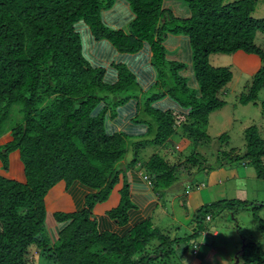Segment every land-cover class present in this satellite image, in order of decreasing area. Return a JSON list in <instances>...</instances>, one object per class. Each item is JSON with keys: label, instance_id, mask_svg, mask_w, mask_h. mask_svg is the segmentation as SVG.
Returning <instances> with one entry per match:
<instances>
[{"label": "trees", "instance_id": "1", "mask_svg": "<svg viewBox=\"0 0 264 264\" xmlns=\"http://www.w3.org/2000/svg\"><path fill=\"white\" fill-rule=\"evenodd\" d=\"M126 1L134 18L123 32L106 27L100 18L115 0H0V138L5 134L10 138L0 145L2 172H9L10 157L17 155L11 163L12 178L0 172V264H34L29 259L31 246L39 251V258L44 254L53 264H152L169 258L182 242L185 247L194 244L210 212L228 211L235 216L249 206L264 230L255 212L264 208V202L233 200L196 210L192 233L178 239L170 238L148 219L119 232L111 230L108 222L124 229L138 210L125 175L117 206L107 211L102 223L93 218L95 206L107 202L118 184L121 162L132 141L122 133L108 132L107 119L117 114L111 113V107L118 110L129 100L137 105L139 100L134 94L135 78L126 66L112 67L116 73L113 81V74L107 77L104 66L88 61L86 42L77 29L80 24L89 29L94 41L108 42L119 54L134 55L148 45L158 72L156 87L165 89L152 98L168 96L183 111L174 115L155 110L154 120L138 121L149 135L151 123L156 124V134L149 140L152 146H163L177 128L192 146V157L183 163L169 164L155 153L135 172L141 189L152 190L155 196L186 173V166L199 163L194 156L198 144L212 142L203 128L208 114L224 106L219 92L231 81L232 73L226 67H212L210 55L241 51L259 58V70L239 96L241 105L254 103L264 90V49L255 43L257 34L264 35V18L251 17L254 0H182L191 13L184 20L164 11L165 0ZM167 34L188 38L196 89L189 88L179 75L181 64L166 61L163 41ZM174 73L180 78L177 83H172ZM181 83L178 92L166 89ZM260 107L264 115V99ZM11 108L18 119L12 117L7 130ZM178 115L182 120L178 121ZM244 140L242 154L220 152L219 156L217 151L218 163L208 170L244 160L264 180V140L254 127L245 129ZM217 142L223 145L221 136ZM135 144L141 141L131 142V146ZM137 161L133 157L129 165L135 166ZM60 182L67 189L79 184L89 194L81 211L52 216L61 228L50 234L47 227L53 219H48L45 197ZM153 242L157 244L148 249ZM236 259L237 264H264V253L258 242L243 240Z\"/></svg>", "mask_w": 264, "mask_h": 264}, {"label": "rangeland", "instance_id": "2", "mask_svg": "<svg viewBox=\"0 0 264 264\" xmlns=\"http://www.w3.org/2000/svg\"><path fill=\"white\" fill-rule=\"evenodd\" d=\"M233 1L237 0H225L224 3H231ZM254 2L255 6L251 17L257 20L263 19L264 0H254ZM255 43L264 49V35L257 34ZM208 61L212 67L228 68L232 73V79L219 92V98L225 102L224 106L219 110H215L208 114V124L206 128H203V130L205 129V132L209 138H211L212 142L210 144H198L195 150L194 156H196L199 162L195 167L197 170L199 167H201L200 171H202L203 168H208L211 165L215 166L216 163H218L216 162L217 151H219V156H221L220 152H225L227 154L231 152L239 155L242 154L245 150V129L254 127L261 139L264 140V115L262 114L260 107V103L264 99V90L259 92L257 100L254 103L241 105L238 102L239 96L247 91L252 77L260 68L259 58L255 55H249L239 51L231 55L213 54L209 56ZM177 74H173L174 77H172L173 79L171 78L172 83H177L175 80H180ZM179 86L178 88L170 86L166 89L170 92H178L183 87L182 83L179 84ZM158 88V90L154 89L155 91L153 92H141V94L138 91H136V93L134 91L135 96H138L139 100V114L136 120L137 122H150L156 117L154 114L155 110L158 111L157 113L161 112L159 111L160 109L156 108L157 105H155L157 104L156 102L161 98L158 100H154L152 98L153 95L162 93V90L163 92L165 91V89L160 87ZM126 96L132 97L131 95ZM121 97H124V95ZM108 99L114 101V97L111 95L108 96ZM16 108L17 107H14V110ZM111 109V113L115 115L117 110L115 107H111ZM150 110H152V113ZM9 116L11 118H9V122L5 124L7 130L9 129V125H11L10 119L11 121H13L12 117L18 119V114L13 113L12 108ZM182 118L183 117L180 115L177 117L178 121L182 120ZM151 125L153 126V132L148 136L150 140L154 138L157 131L156 124L151 123ZM220 136L224 142L223 145L217 142V139L220 138ZM9 139L10 138L8 137V134L3 135V137L0 138V145L7 142ZM170 139H172L171 142H174L175 144H178L180 147L184 148V152L182 154L183 157H192L190 156L192 153V146L187 147V145L191 143L187 139L181 137V131L179 128H177L175 134ZM131 142L132 141L128 143L127 153L123 160L128 162V160L136 157L138 163L135 166V170L139 171V169H142L144 163L150 157L149 155L156 153L158 146L156 148L150 144L152 146L150 148V153H145L146 151L143 150H135V146H131ZM144 144V141L141 140L139 147L144 146ZM207 152L209 153L207 154ZM134 154L136 155L134 156ZM178 157L180 158V154H178ZM10 158L11 161L9 165L10 170H8L9 172H2L1 169L0 172L4 173L5 176L12 178L10 172L11 163L12 160L16 158V154H12ZM172 162L173 161L171 160L170 163ZM231 164L238 172L243 184H240L238 187L236 186L235 181L227 182V184H225V195L220 196V198H216L215 200H208L205 198V203L230 200L242 201L248 204L264 202V180L258 179L253 167L250 164H247V161L244 160L233 161ZM262 165L264 166V158H262ZM245 171L246 175L242 176L241 172ZM182 175L183 174H181L179 177L178 185H176V188L179 186V191L181 192H184L185 190L190 191V189L196 185L199 187L200 185H206L203 182L207 181V179H205L206 175L196 173L190 179H186L185 175ZM15 178L21 180V177ZM191 190H193V188ZM207 190L208 189H204V193H206ZM247 208L248 209L238 211L235 216H232L228 211L210 212L208 214V219L205 218L203 222V232H201V234H199V236L194 240L195 243L191 244L192 247H185V243L182 242L181 244L175 246L172 255L169 258L162 260L163 263L161 260H158L156 263L154 262L152 264H183L181 262L182 257L186 258V263L193 261V264H235V260L242 247L243 240H254L258 242L264 253V230L261 229L260 224L253 218L251 206ZM255 212L257 213V217L260 219L262 224H264V208L262 210H255ZM161 213L162 209L159 208L155 212V217ZM168 213L171 214L169 209ZM168 219H170V221L167 222L171 223V216ZM155 224L163 233L165 232V234H167L172 239L182 238L185 235L192 233L190 230L191 223L185 220H183L181 224L173 223V227L168 226V228H166V226L157 225L156 222ZM215 231L218 233V237H213V232ZM205 232L206 236H203ZM155 244L157 243L153 242L150 244L148 249L152 250ZM193 246H195V248H193ZM193 250L196 251V254L197 252L202 254V260L195 259L194 256L196 254H192ZM29 257L31 258V261H34V264H53L47 261V258H45L44 254L39 258V251L34 246H31L30 248Z\"/></svg>", "mask_w": 264, "mask_h": 264}, {"label": "crops", "instance_id": "3", "mask_svg": "<svg viewBox=\"0 0 264 264\" xmlns=\"http://www.w3.org/2000/svg\"><path fill=\"white\" fill-rule=\"evenodd\" d=\"M163 9L175 19L184 20L189 18L191 14L189 8L182 0H165L163 3ZM100 18L106 27L127 32L134 16L126 0H115L112 7L104 10L101 13ZM77 29L86 42L85 53L88 57V61L95 65L99 64L104 66L106 69V74L108 75L107 77L111 78L113 74L112 80L114 81L116 73H113L115 69L112 67L115 64H122L126 66L127 70L135 78V93L136 91H138L140 94L141 92L148 93L155 91L154 89H159L156 87L158 83V72L152 66V54L148 45H144L143 48L134 55H123L117 53L115 49L106 41H94L91 38L89 29L84 24H80ZM163 49L166 61L181 64L183 66V70L180 71V76L186 79L189 88L196 89V82L194 80L191 68V50L188 38L184 35L167 34L163 41ZM110 72L112 73L110 74ZM156 103V108L160 109L159 111L161 112L170 111L173 112V114H183V111L179 105H177L168 96L162 97ZM138 105L135 101L133 102V100H129L127 104L121 106L117 110V114L114 116V118L107 119L106 127H108L109 133H122L128 136V138H130V140L133 142H139L143 140L145 142L144 146L139 147L140 144L133 145L135 146V150L139 149L140 151H146L145 153H150L152 144L149 143L150 139L148 137V131L146 127H144L140 122H136L139 112ZM171 140L172 139L169 138L163 146L158 147L156 154L166 158L168 162H171L172 160L173 162H169L170 164L183 163L184 160H186V157L182 156L184 148L180 147L174 142H171ZM174 145H177L180 148V151L175 150ZM189 146H191V144L187 145V147ZM208 153L209 152H207V154ZM178 154H180V158L178 157ZM131 160H128V162L123 160L121 162L122 172L119 175L118 184L113 187L107 202L96 205L93 210V218L102 223V221L106 218L105 215L107 211L116 207L118 204V192L122 188V177L125 175L127 179L126 181L131 184L130 196L138 210H135L130 223L124 229L117 228L113 223L108 222V224L111 226V230L118 232L130 228L134 223H138L146 219L150 220L152 223L154 222V226H156V222L157 225L166 226V228H168V226L173 227V223L181 224V222L185 220L191 223L190 230L193 231L194 212L202 206L212 203L210 201H208L210 203H205V198L208 200H215L216 198H220V196L225 195V184H227V182L235 181L236 186L238 187L240 184H243V182H241V177H239L238 172L235 170V168H233L232 164H226L223 167H217L213 170H208L209 168H205V170L202 171H200L201 168H198L197 170L196 167L186 166L187 171L186 173H183L186 179H190L196 173L203 174L206 175L205 179H207V181H203L206 185H200V187L196 185L192 187L193 190H191V188L190 191L185 190L184 192H181L179 191V186L176 188V185L179 183L178 179L175 183H173V185H171V187L167 189L168 191L165 190L167 192L163 191L161 194L155 196L152 190L141 189V186L137 181L138 178L135 177V172H137L135 171V166L137 164L135 166H130L129 163ZM241 173L242 176L246 175V171ZM204 189H208L206 193H204ZM88 194L89 190L79 184L74 183L67 189L63 182L58 183L49 190L45 197V209L48 219L51 220L52 216L57 213L68 214L81 211L84 208L85 198ZM159 208L162 209V213L156 215L155 217V212ZM168 209L171 211V214L168 213ZM170 216L171 223L167 222L170 221V219H168ZM47 228L51 234L56 232L57 229H60L61 224L55 222L53 219ZM203 236H206V232ZM213 237H218V233L216 231L213 232ZM152 257H155V255H152ZM194 257L195 259L202 260V254L199 252H197ZM181 262L183 264H193V261L186 263L187 261L185 257H182Z\"/></svg>", "mask_w": 264, "mask_h": 264}, {"label": "built area", "instance_id": "4", "mask_svg": "<svg viewBox=\"0 0 264 264\" xmlns=\"http://www.w3.org/2000/svg\"><path fill=\"white\" fill-rule=\"evenodd\" d=\"M175 150L180 151V148L177 145H174ZM143 179L145 180V177H143ZM193 248H195V246H193ZM193 254H196V251L193 250ZM29 259L31 260V258L29 257Z\"/></svg>", "mask_w": 264, "mask_h": 264}, {"label": "water", "instance_id": "5", "mask_svg": "<svg viewBox=\"0 0 264 264\" xmlns=\"http://www.w3.org/2000/svg\"><path fill=\"white\" fill-rule=\"evenodd\" d=\"M237 262H238V260L236 259V260H235V264H237Z\"/></svg>", "mask_w": 264, "mask_h": 264}, {"label": "clouds", "instance_id": "6", "mask_svg": "<svg viewBox=\"0 0 264 264\" xmlns=\"http://www.w3.org/2000/svg\"><path fill=\"white\" fill-rule=\"evenodd\" d=\"M208 219V218H207Z\"/></svg>", "mask_w": 264, "mask_h": 264}]
</instances>
